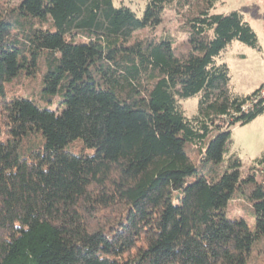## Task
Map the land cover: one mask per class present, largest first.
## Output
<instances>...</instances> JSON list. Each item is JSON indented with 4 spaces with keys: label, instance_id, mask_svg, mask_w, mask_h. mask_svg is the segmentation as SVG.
I'll list each match as a JSON object with an SVG mask.
<instances>
[{
    "label": "trees",
    "instance_id": "trees-1",
    "mask_svg": "<svg viewBox=\"0 0 264 264\" xmlns=\"http://www.w3.org/2000/svg\"><path fill=\"white\" fill-rule=\"evenodd\" d=\"M145 1L0 0V264H264V153H230L264 87L216 61L256 34L216 0ZM166 8L186 40L154 33Z\"/></svg>",
    "mask_w": 264,
    "mask_h": 264
},
{
    "label": "rangeland",
    "instance_id": "rangeland-1",
    "mask_svg": "<svg viewBox=\"0 0 264 264\" xmlns=\"http://www.w3.org/2000/svg\"><path fill=\"white\" fill-rule=\"evenodd\" d=\"M15 1V0H14ZM115 7L124 5L137 16H141L145 0H113ZM232 10L240 12L253 28L257 37V47L248 46L237 40L229 43L216 57L217 63L227 65L230 76L231 90L240 95L264 87V0H216L214 13H228ZM155 34H168L177 41L186 40V34L179 30V20L171 9L163 12V22L159 24ZM198 95L180 100L187 117L196 112ZM57 107L56 102L50 105ZM232 144L230 153L235 154L241 161V172L246 173L255 164V159L264 153V111L252 121L243 125H236L230 130ZM260 180V174L256 173ZM246 202L242 199L232 200L227 205L228 215L243 217L250 223L249 215L245 211ZM234 213V214H232Z\"/></svg>",
    "mask_w": 264,
    "mask_h": 264
}]
</instances>
